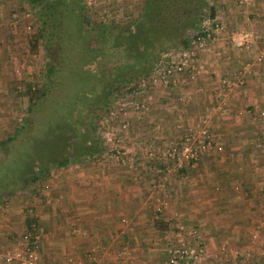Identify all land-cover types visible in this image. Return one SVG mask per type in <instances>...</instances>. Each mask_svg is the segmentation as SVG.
Instances as JSON below:
<instances>
[{"label": "crops", "instance_id": "crops-1", "mask_svg": "<svg viewBox=\"0 0 264 264\" xmlns=\"http://www.w3.org/2000/svg\"><path fill=\"white\" fill-rule=\"evenodd\" d=\"M220 1L223 4L220 9L223 30L200 54L205 72L194 81L177 87L190 100L187 107L184 106V113L175 114L179 123L185 125L182 133L193 128L197 117L194 121L190 114L201 112L213 104L217 79L251 62L245 72L244 86L231 94L228 113L212 120L218 135L216 142L222 145V151L216 153L212 146L198 159L192 189L186 194L184 191L183 196L181 193L176 205L172 204L174 208H180L184 204L183 199L189 195L193 196V201H199L196 207L186 208L185 219L201 227L210 247L213 235H220L224 242H229L232 241L228 237L230 231L241 234L246 230L264 232L262 204L259 210L263 215L257 218L252 228L245 226L246 218L256 214L252 209L255 203L252 205L250 202L256 199L253 198L254 190L264 188V162L260 163L264 157L248 144L249 139H253L254 128H264V124L255 122L252 113V105L259 103L264 95V62H253L264 43V0H253L246 7L237 6V0ZM2 6L0 4V86L3 87L13 73L22 74L24 71L17 65H11L17 41L14 39L11 44L10 38L13 37L8 31ZM238 31L257 34L245 51H238L231 45V38ZM173 115L174 112L166 110L162 114L151 115L152 119L165 122L166 137L172 135ZM144 170L147 178H142L139 170L134 174L117 168L97 174L98 171L89 168L61 178L57 190L50 187L52 192L44 193L42 204L35 206L38 247L36 262L32 264H151V257H154L151 251L159 247L155 235L160 234L158 229L163 228L165 223L162 221L167 220L161 217L158 203L164 197L163 189L169 183L166 178L171 170L164 172L165 182L157 185L158 179L152 177L161 174L151 165ZM178 173H185L184 169ZM175 181L177 184L176 177ZM50 195H58L59 201L54 202ZM261 196L264 202V193ZM255 228L258 231H253ZM127 242L130 244L129 256L121 252L125 248L121 245Z\"/></svg>", "mask_w": 264, "mask_h": 264}, {"label": "rangeland", "instance_id": "rangeland-1", "mask_svg": "<svg viewBox=\"0 0 264 264\" xmlns=\"http://www.w3.org/2000/svg\"><path fill=\"white\" fill-rule=\"evenodd\" d=\"M1 1L2 3L0 4L1 6L3 5L2 10L7 20L8 31L13 37L10 38V40H12L11 44L14 43L15 39V41H17L16 46L18 47L16 51L17 47L15 46L14 55L10 62L12 67L17 65L16 67H18V69L22 72L24 71L22 74L13 73L11 76L12 78H10L11 80H6L5 86H0V142L6 137H13L11 142L0 147V190L5 191L10 189L6 202L0 203V264H4L3 255L6 252H11L18 246V240L26 228V209L30 208L32 211L31 213L34 215L36 211L35 206L37 203L42 204L40 201L41 198L45 196L44 193L50 194V192H52L50 187H53L54 190L59 189L58 185L61 178H65L68 175L71 176L73 173L85 172L86 169L89 168L98 171L97 174L102 170L113 171L117 168L126 169L128 172L134 174H137L139 170L138 173L140 176L142 178H147L148 175H146L144 169L147 165H151L152 163L155 164V162L147 158L145 149L148 147L149 143H152V147L154 148L153 151L156 152V150L158 148L161 149L167 141L179 138L185 125L183 122L179 123L175 114L184 113L183 105L187 107V101L189 102L190 99L186 97L184 92H181V90L177 88L180 86L168 88L160 85L152 91L153 100L148 106V109L145 111H138L134 108V104L141 99V94H134L131 92V89L137 86L139 81L145 77L140 78L141 76L137 74L139 77L126 84L128 75L124 73V79L120 81L121 83L119 82L117 85H114L115 83L112 84L111 90L109 89L106 96L101 94L103 97H100V99L98 98L99 101L96 107H89V105L86 104L84 106V111L75 108L70 119L67 117L68 114L64 113L65 110L63 106L68 104L69 100L73 98L72 96L74 93H77V90H80V88L84 90L88 85L86 79L80 76L75 68L70 66L69 70L61 73V78L59 79V88L62 92L61 99L64 100V103L62 101V103H58L60 107L56 108V110L62 111L59 113V115H62V123L59 122L60 119L58 115L51 108L43 107L40 113L31 112L28 110V100L25 95L26 86L31 84L32 88H40L45 81L44 70L48 58L43 47L44 35L42 36L39 30L41 29V25L43 28H46L43 23V17L47 14L46 7L41 13V6H31L30 0ZM81 1H83L87 9L89 18H93L94 16H98L99 18L102 16L101 20H103L104 16L102 22L105 24H108L111 20L119 24L125 23L130 20L131 17H135L139 14L143 2V0H132V11H129V8H127L125 12L120 10L122 3H125L124 0L108 1L107 3L112 11L108 10L106 7L101 9L102 6L97 0L94 5H88L86 2L84 3V0ZM126 1H128V3L131 2L130 0ZM65 2H68V0H65ZM206 2L209 6L213 7L214 13L219 14V12H222L220 9H222L221 5L223 4L220 0H206ZM20 11L28 13V20L24 21V23L30 22L31 24L28 30L22 28L21 25L17 28H13L11 25V14ZM106 11H109L107 17L103 14ZM64 14L68 19V9L64 11ZM48 19L49 20L46 22L51 21L50 17ZM53 31H56V29ZM33 43H35V46L31 47ZM82 44V41L79 39L78 41H72L69 46V51L76 55L77 52L83 49L81 46L84 45ZM150 48L151 46L148 45V50H150L151 55L149 54V57L140 55L142 57L137 58L138 61L148 58L151 60V63L156 56L159 58L160 55L167 50L165 49L158 53V50ZM105 50L107 51L104 52L103 57L105 61L108 62L104 63L103 69L101 68L102 74H107L115 69L114 60L116 59V54L114 55L113 52L116 53V51H119V49L111 51V49H107L106 47ZM128 56L135 58L133 53L129 52H121V54L117 55L120 62H122L123 57ZM19 58L20 61H18ZM20 65H22L23 68H20ZM86 67L78 65L82 73L88 71ZM114 86L115 89H113ZM128 86L130 87L129 89ZM86 95L89 96L90 94L87 93ZM171 95L172 97H170ZM75 98V102L80 100L78 96H75ZM180 103L183 105L181 106ZM79 106H81V104H79ZM175 109L177 110L176 112H174ZM165 110L174 112L173 116H175L172 121L174 124L171 126L172 135L167 137V126L164 125L165 122L158 118H151L152 114H159V112L162 114ZM202 111L203 110H201V112ZM201 112H194L195 114L191 113L190 117H192V119L194 118L193 120L195 121L196 117L198 118ZM91 113L92 120L90 118ZM36 115L38 116L35 117ZM85 120H88V122H84ZM91 123H96V130L94 134L91 132L88 135V125H91ZM123 124L125 125L122 126ZM179 124L182 125L176 126ZM61 125L63 127L60 129ZM61 130H63L66 136H73V133L76 132L75 135L78 140H86L87 137L94 135V137L104 145V149L99 154H95L92 157H80L79 155L75 161L68 163L66 166L50 167L47 177L42 181L36 180L35 182L23 183L24 179L32 175L34 170L37 171L38 167L43 162L42 165H45L47 162L46 159L60 155V149L63 144ZM211 132L216 137L217 132H215L214 121L211 122ZM249 141H251V139H249ZM74 151L77 152L76 150ZM260 154V156L264 157L262 152H260ZM260 156L258 155V157ZM261 162H264L263 158H261L260 163ZM196 165L197 163L193 167H186L184 169L185 173L183 174L178 173L180 169L171 170L166 178L169 180V183L165 185L166 187L163 189L164 197L159 200L158 208L160 209L161 217H165L167 220L162 221L165 225L163 228L158 229V232L161 231L160 234L155 235V242L156 244L159 243V247L157 250L151 251L154 253V257H151L153 262L151 261L152 263H150L166 264L164 250L166 241L164 236L172 237L175 234V225L179 221L196 227L202 236L208 253V257L203 261V264H264L263 231H261L263 232L261 233L258 231V228L253 230L258 232L246 230L243 234L230 231L228 232V237H231L232 241L229 242H224L225 240L221 238L220 235H213L210 247L208 246V241L205 239L206 236H204L205 233L202 232L201 227H197L194 223L188 222L185 219L188 213L186 208L190 206L196 207L199 201H193V196L189 195L183 199L184 204L181 205L180 208H174L176 205L175 201H179L178 198L181 196V193L183 196L184 191L186 194L192 189ZM159 176H154L152 178L163 182L164 178L161 177L162 174ZM175 177L178 182L177 184H175ZM185 184L189 187L186 188ZM183 186L184 190H182ZM49 189L50 191H48ZM254 191L255 196H253V198L256 199L250 202L252 205L255 203L252 209L256 211V214L247 217V223L245 224L246 227L250 226L251 228L256 224L255 221L258 220L257 218L263 215L259 210L260 204H262L261 208L264 210V202L261 198V194H263L264 191L261 190V187H258ZM51 198H53V201L55 200L54 202L59 201L58 195H52ZM162 202H165V206H160ZM172 204L174 206H172ZM178 213H183V215L180 216ZM10 215L15 218H10ZM224 237H226V235ZM121 247L126 248V250L123 249V251H125L124 255L129 254V252L131 253L129 248L130 244L128 242L127 244H122ZM9 264L18 263L15 260Z\"/></svg>", "mask_w": 264, "mask_h": 264}, {"label": "trees", "instance_id": "trees-1", "mask_svg": "<svg viewBox=\"0 0 264 264\" xmlns=\"http://www.w3.org/2000/svg\"><path fill=\"white\" fill-rule=\"evenodd\" d=\"M30 1L31 6H41V13L46 7L47 14L43 17V23L46 28L41 25L39 33L42 36L44 35L43 47L48 59L45 64V81L42 86L40 88H32L31 84L26 86L25 95L28 100V110L40 113L43 107L51 108L58 115L61 123L62 115H59V113L62 111L56 110V108L60 107L58 103L61 101L64 103V100L61 99L62 92L59 88V79L61 78V73L69 70L70 66L75 68L77 73L85 78L86 83H88L84 90L83 88L77 90V93H74L68 104L63 106L64 113H67V117L71 119L75 108L84 111L86 104L89 107H96L100 97H103L101 94L106 96L109 89L111 90L112 84L115 83L114 85H117L124 79V73L128 75L126 84L139 77L137 74L141 76L140 78L146 77L159 60L158 56H156L151 63L148 58L138 61L137 58L142 57L140 55L144 57L151 55L148 45L152 49L158 50V53L165 49L186 48L191 37L199 29L204 17L207 15L213 16L214 14L213 7L209 6L206 0H143L137 16L131 17L130 20L123 24L113 20L105 24L98 16L89 18L87 9L81 0H68V2H65V0ZM67 9L68 19L64 14ZM49 17L51 21L46 22ZM54 29L56 31H53ZM86 38L93 43L92 46L86 47L88 49L91 48L89 49L90 55H96V58L104 61V63L108 61H105L103 57L102 48L106 47L111 49V51L119 49L116 53L113 52L114 55L116 54V59L114 60L115 69L113 71L102 74L92 71L82 73L79 70L74 54L69 51V46L72 41H78V39L84 44L85 40H87ZM34 46L35 43L31 45V47ZM121 52L133 53L135 58L123 57L122 63L117 57ZM113 89H115V86ZM87 93L90 95H86ZM75 96H78L80 100L75 102ZM180 105L182 106L183 104L180 103ZM176 111L175 109L174 112ZM90 115L92 120V113ZM84 122L87 123L88 120ZM62 127L61 125L60 129ZM88 128V135L91 132L94 134L96 123H91ZM61 133L63 144L60 149V155L46 159L45 165H42L43 162L37 171L34 170L32 175L24 179L23 183L35 182L36 180L42 181L47 177L50 167L66 166L68 163L75 161L79 155L80 157H92L104 149V145L94 135L87 137L86 140H77L75 139L76 132L73 133V136L64 135L63 130H61ZM12 138L6 137L0 142V147L7 145ZM154 167L162 169L161 165L158 164H154ZM179 169H185V167ZM9 190H0V203L6 202L10 193ZM31 221L27 214L25 216V224H29Z\"/></svg>", "mask_w": 264, "mask_h": 264}, {"label": "built area", "instance_id": "built-area-1", "mask_svg": "<svg viewBox=\"0 0 264 264\" xmlns=\"http://www.w3.org/2000/svg\"><path fill=\"white\" fill-rule=\"evenodd\" d=\"M98 1L102 6L101 9L106 7L112 11L107 3L110 0ZM130 1L128 3V1L124 0L125 3H122L120 10L125 11L129 8V11H132L133 3L132 0ZM85 2L88 5L96 4V0H84ZM252 2L253 0H237V6L246 7ZM103 14L107 17L109 11ZM28 17V13L25 11L12 13L10 18L12 27L17 28L21 25L22 28L28 30L31 26L30 22L24 23V21L28 20ZM101 17L99 18L101 19ZM223 27L222 12H219V14L214 13L213 16L207 15L202 20L199 29L189 40L186 48L165 50L149 74L140 80L137 86L131 89V92L134 94H141V99L134 104V108L138 111L147 110L153 100L152 91L157 86L162 85L171 88L181 86L186 82L194 81L199 74L205 72L206 68L200 59V54L217 39ZM255 38H257L256 32L238 31L231 38V45L238 51H245L250 47L251 41ZM253 62H264V43L263 48L254 56ZM250 65L251 62H246L241 69L233 71L230 74H225L217 79L214 87L215 100L210 107L202 111L193 128H187L178 139L167 141L156 152L153 151L152 143H149L145 149V154L155 164L161 165L162 169H159L155 168L153 163V165L151 164L158 174H162L161 177H163L164 172L169 170L193 167L198 159L211 149L212 146L216 153L222 151V145L216 142V137L211 132V122L214 117H222L228 113V103L231 94L244 86L245 72L250 68ZM247 112L251 113L250 110H247ZM252 113L255 122L261 125L264 124V95L259 103L252 105ZM252 133L253 139L249 141L250 146L264 154V128L256 126ZM157 184H162V182L158 181ZM261 190L264 191V188H261ZM160 206H165V202H162ZM26 210L28 218L32 221L26 224V228L18 240V246L11 252H6L3 255L4 264L12 263L15 260L18 264H32L36 262L38 236L35 231V218H33L34 215L31 213L30 208ZM164 239L166 241L164 247L166 264H203V261L208 257L202 236L196 227L192 225L178 221L175 225V234L172 237L164 236ZM123 249L126 250V248ZM123 249L121 252L124 253Z\"/></svg>", "mask_w": 264, "mask_h": 264}, {"label": "flooded vegetation", "instance_id": "flooded-vegetation-1", "mask_svg": "<svg viewBox=\"0 0 264 264\" xmlns=\"http://www.w3.org/2000/svg\"><path fill=\"white\" fill-rule=\"evenodd\" d=\"M92 44L93 43L91 41H88V39L85 40V43L82 44L84 46H81L83 49H81L79 52H77V54L74 55V57H75V60L79 66H83V67L87 66L86 68L88 69V71L101 73L102 69H103L102 67L104 66V61L100 60L99 58H96V55H92V54L90 55L89 49H91V48H89V49L86 48L88 46L89 47L92 46ZM101 51H102V53H104L105 48L104 49L102 48ZM77 140H78V138H77Z\"/></svg>", "mask_w": 264, "mask_h": 264}]
</instances>
